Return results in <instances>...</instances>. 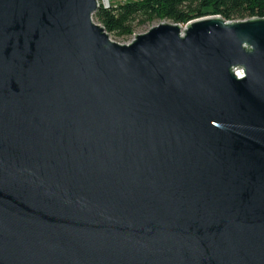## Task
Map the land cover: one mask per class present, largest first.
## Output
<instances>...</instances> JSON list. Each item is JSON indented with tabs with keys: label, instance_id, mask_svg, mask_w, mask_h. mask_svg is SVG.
<instances>
[{
	"label": "water",
	"instance_id": "95a60500",
	"mask_svg": "<svg viewBox=\"0 0 264 264\" xmlns=\"http://www.w3.org/2000/svg\"><path fill=\"white\" fill-rule=\"evenodd\" d=\"M98 7L0 0V264H264V18Z\"/></svg>",
	"mask_w": 264,
	"mask_h": 264
},
{
	"label": "trees",
	"instance_id": "16d2710c",
	"mask_svg": "<svg viewBox=\"0 0 264 264\" xmlns=\"http://www.w3.org/2000/svg\"><path fill=\"white\" fill-rule=\"evenodd\" d=\"M209 15L225 21L264 18V0H108V6L99 0L93 18L107 33L129 37L135 26L153 20L185 25Z\"/></svg>",
	"mask_w": 264,
	"mask_h": 264
},
{
	"label": "rangeland",
	"instance_id": "374dc122",
	"mask_svg": "<svg viewBox=\"0 0 264 264\" xmlns=\"http://www.w3.org/2000/svg\"><path fill=\"white\" fill-rule=\"evenodd\" d=\"M99 2V0H97ZM102 0H100L101 2ZM119 1H122V0H119ZM104 6H108V2H105L104 3ZM93 21L98 23L94 18H93ZM161 21L159 20H153L149 23H144V24H141V25H137L135 26L134 28V33L133 35L129 36V37H119V36H116L114 34H109V38L117 43H120V44H126V43H129L132 41V39L134 38V34H141V33H144L146 32L147 30H149L151 27L159 24ZM166 22H170V21H166ZM100 24V23H98ZM101 25V24H100Z\"/></svg>",
	"mask_w": 264,
	"mask_h": 264
},
{
	"label": "bare ground",
	"instance_id": "6f19581e",
	"mask_svg": "<svg viewBox=\"0 0 264 264\" xmlns=\"http://www.w3.org/2000/svg\"><path fill=\"white\" fill-rule=\"evenodd\" d=\"M237 73H238V74H240V72H239V71H238Z\"/></svg>",
	"mask_w": 264,
	"mask_h": 264
}]
</instances>
